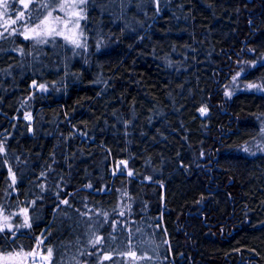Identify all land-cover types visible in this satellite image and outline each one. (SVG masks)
I'll return each instance as SVG.
<instances>
[{"label":"trees","instance_id":"obj_1","mask_svg":"<svg viewBox=\"0 0 264 264\" xmlns=\"http://www.w3.org/2000/svg\"><path fill=\"white\" fill-rule=\"evenodd\" d=\"M59 1L0 7V253L264 264V92L226 95L264 87V0H87L82 46L25 39Z\"/></svg>","mask_w":264,"mask_h":264},{"label":"rangeland","instance_id":"obj_2","mask_svg":"<svg viewBox=\"0 0 264 264\" xmlns=\"http://www.w3.org/2000/svg\"><path fill=\"white\" fill-rule=\"evenodd\" d=\"M30 0H24V2H21L22 5V11L20 12V14L24 11L25 7H24V3H28L29 4ZM61 4H65L64 10L62 11L59 7V5ZM80 11V9L77 8H73L71 6V0H60L59 3L53 8L48 10L44 16L37 21L35 24L29 26V27H25L22 31V35L28 36L29 38H33V39H45L47 37L46 33L49 29H54L55 31H59L62 33V35H57V36H61L63 38L65 37H71V38H75V39H80L81 38V25L79 23V28H77L76 26V20L77 17L73 15L74 12H78ZM49 12L52 13L51 16H49ZM19 14V16H20ZM47 17V20H45V18ZM42 21L44 23H42ZM12 23V21H11ZM7 27H4L3 31L6 30ZM37 33H39V35H37ZM237 73H240L239 76H237ZM242 76V72H236V74L234 75L235 79L232 78V80L230 81V83L227 86V93H229V95L237 92V91H256V92H264V87L261 85L260 82H252V81H244L241 79ZM256 85L257 87H248V85ZM34 86V84H32V87ZM201 109H206L205 106H203L202 108L199 109V114L203 115L206 113V111H204V113H201ZM24 118L28 121H32L33 117L30 114H27L24 116ZM262 138L264 140V129L262 130ZM263 140H258L255 143V148L256 150H254L255 152H260V151H264V141ZM20 214L23 215V211H20ZM7 216L9 219L7 221V224L11 225V227L13 226V222H12V216L11 215H7L3 212L0 211V226L3 225L4 220L3 217ZM39 238H37L34 247L32 248V250L25 252V251H16V252H11L13 254L15 253H19V255H13L12 257L6 259V260H0V264H32V259L33 257L38 254V252H40L41 250L44 252L42 246H41V242L38 243ZM26 253H34V255H25ZM46 254V252H45ZM7 253H0V256H6Z\"/></svg>","mask_w":264,"mask_h":264},{"label":"snow or ice","instance_id":"obj_3","mask_svg":"<svg viewBox=\"0 0 264 264\" xmlns=\"http://www.w3.org/2000/svg\"><path fill=\"white\" fill-rule=\"evenodd\" d=\"M21 2L23 3L24 0H21ZM30 2H31V0H30ZM66 2H67V0H66ZM86 3H87V0H71V6L73 8H77L78 7L80 9V11L73 13V15L77 17V20L75 22L77 28H79L80 20L85 18L84 15H83V12H84L83 6ZM0 7H2L5 12L7 11V3H6V0H0ZM24 7H25V9H27L29 7V4L28 3H24ZM37 7H39V8H49L50 7V4L49 3H43V4L38 5ZM59 7L63 11L64 10V7H65V4H61V5H59ZM0 14H2V13H0ZM23 15L24 14L21 13L20 14V17H18V19L19 18H23ZM51 15H52V13L49 12V16H51ZM45 20H47V17L45 18ZM15 22L16 21H12V23H15ZM5 23H8V22L5 21ZM42 23H44V22L42 21ZM37 35H39V33H37ZM46 35L47 36H57V35H62V33L59 32V31H55L54 29H49L47 31ZM81 35H82V33H81ZM28 38H29L28 36H25V39H28ZM65 40L68 41V42H71V43L75 44L77 47L82 46V44L80 43V41L78 39L71 38V37H65ZM38 42L39 43H48L49 41L46 40V39H41ZM239 75H240V73H237V76H239ZM233 79H235V77ZM41 87H43V86H41ZM248 87L252 88V87H257V86L250 84V85H248ZM228 94L229 93H226V95H228ZM204 111H206V110L205 109H201V113L202 114L204 113ZM0 150H2V149H0ZM244 150L245 151H248L247 148H245ZM89 187H90V185H89ZM64 203H67V201H64ZM8 219L9 218L7 216H4L3 217L4 223H3L2 226H0V233H2L5 230V228H8L9 230H11V225L7 224ZM24 226L30 227V224L28 223V218L27 217H25ZM12 234H13V236H15V232H13ZM102 242H103V240H102L101 237H96L95 240L91 241V243H93V244H98V243H102ZM38 243H40V241H38ZM13 255H19V253H15V254H13V253H7L6 256H0V260H6V259L12 257ZM25 255H34V253H26ZM51 255H52V249L50 248V249H48V257H45V259H50L51 258ZM130 255L135 256V253H130ZM104 259H110V257L109 256H105Z\"/></svg>","mask_w":264,"mask_h":264},{"label":"built area","instance_id":"obj_4","mask_svg":"<svg viewBox=\"0 0 264 264\" xmlns=\"http://www.w3.org/2000/svg\"><path fill=\"white\" fill-rule=\"evenodd\" d=\"M45 257H48L44 252L41 250L36 254L32 259V264H48L49 259H45Z\"/></svg>","mask_w":264,"mask_h":264}]
</instances>
